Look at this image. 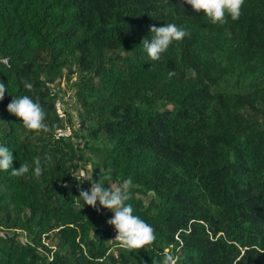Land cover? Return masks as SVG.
I'll use <instances>...</instances> for the list:
<instances>
[{
	"label": "trees",
	"instance_id": "1",
	"mask_svg": "<svg viewBox=\"0 0 264 264\" xmlns=\"http://www.w3.org/2000/svg\"><path fill=\"white\" fill-rule=\"evenodd\" d=\"M241 11L243 25H214L185 0H0V145L29 165L0 171V264H264V49L248 21L261 45L264 0ZM168 23L189 35L153 61L141 41ZM60 94L77 105L70 137L56 136ZM23 95L50 131L7 111ZM80 170L106 188L131 177L127 203L155 242L112 240L114 213L76 199L91 187Z\"/></svg>",
	"mask_w": 264,
	"mask_h": 264
},
{
	"label": "clouds",
	"instance_id": "2",
	"mask_svg": "<svg viewBox=\"0 0 264 264\" xmlns=\"http://www.w3.org/2000/svg\"><path fill=\"white\" fill-rule=\"evenodd\" d=\"M185 2L191 5L194 11L202 12L212 24L223 25L227 23V17L233 21L240 18L245 0H185ZM149 33H152L151 38H145L141 43L147 56L153 61L159 60L161 54L165 53L174 41H182L189 35L186 30L177 27L174 23L164 24L160 27L153 25L150 27ZM175 75L174 70L168 72L169 78ZM24 87L31 91L33 84L25 81ZM6 92H8L7 87L3 82H0V100H3ZM7 111L17 117L22 123V127L27 131H50L48 125L44 123L46 113L43 107L28 95L12 98L7 105ZM13 159V152L8 147L0 145V171L11 170L10 175L13 177H22L29 172L27 163L21 164L19 168H13ZM33 164V174L38 177L42 174L41 159L34 158ZM79 176L81 180L88 181L91 187L89 190H80L79 198L76 199L83 200L84 205L93 208L96 207L98 201L101 207L114 213L107 223L114 227L117 233L115 240L121 248L129 251L140 250L155 242L156 235L153 227L139 216L134 215L133 206L127 203L132 198L130 189L133 181L131 177L124 179L122 184L106 188L101 182L94 181L92 175L89 176L83 170L79 171ZM178 259V256L167 254L160 264H177Z\"/></svg>",
	"mask_w": 264,
	"mask_h": 264
},
{
	"label": "rangeland",
	"instance_id": "3",
	"mask_svg": "<svg viewBox=\"0 0 264 264\" xmlns=\"http://www.w3.org/2000/svg\"><path fill=\"white\" fill-rule=\"evenodd\" d=\"M240 25H243L246 21H247V17L246 15L241 11V16L238 20H236ZM249 21V30H250V33H249V41L256 45V46H260L261 48L264 49V42L260 45L256 42V39H257V34L259 33V30H258V25L260 23V21L258 20H255V19H251V20H248ZM65 84L63 83H60V88L63 90V88H65ZM62 94L58 95L59 98H61ZM69 96H67L66 94L62 96V100H64V105H63V108H64V112L68 113L69 115V126L71 128V133H72V129L75 130L79 127V124L78 123V120L75 121V118L77 119V105L73 104V102L71 100L68 99ZM70 98V97H69ZM67 99V100H66ZM80 120V119H79ZM77 141L79 140V146H77V148H81L83 147V150H84V158H85V161H82L83 164L85 165V168L89 171V165H88V162H87V158H88V153L85 151V145H84V141H81V138L80 136L77 135ZM81 157H78V159H80ZM22 241L25 240V238L21 239Z\"/></svg>",
	"mask_w": 264,
	"mask_h": 264
},
{
	"label": "built area",
	"instance_id": "4",
	"mask_svg": "<svg viewBox=\"0 0 264 264\" xmlns=\"http://www.w3.org/2000/svg\"><path fill=\"white\" fill-rule=\"evenodd\" d=\"M63 105H64V100H62L59 97L56 98L54 106H55V110H56V113L58 115V118H60L64 122H66V116L67 115H65ZM70 135H71V128H70L68 123H66L64 128L56 130V136L57 137H70ZM116 235H117L116 231H113L112 232V239L113 240H115Z\"/></svg>",
	"mask_w": 264,
	"mask_h": 264
}]
</instances>
